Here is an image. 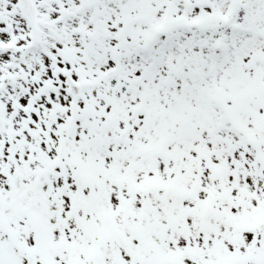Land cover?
I'll list each match as a JSON object with an SVG mask.
<instances>
[{
	"label": "snow or ice",
	"instance_id": "obj_1",
	"mask_svg": "<svg viewBox=\"0 0 264 264\" xmlns=\"http://www.w3.org/2000/svg\"><path fill=\"white\" fill-rule=\"evenodd\" d=\"M0 264H264V0H0Z\"/></svg>",
	"mask_w": 264,
	"mask_h": 264
}]
</instances>
